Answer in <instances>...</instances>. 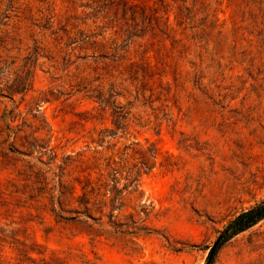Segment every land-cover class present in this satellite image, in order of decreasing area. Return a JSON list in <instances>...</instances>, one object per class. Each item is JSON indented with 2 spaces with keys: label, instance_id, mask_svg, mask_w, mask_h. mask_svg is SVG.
Instances as JSON below:
<instances>
[{
  "label": "rangeland",
  "instance_id": "374dc122",
  "mask_svg": "<svg viewBox=\"0 0 264 264\" xmlns=\"http://www.w3.org/2000/svg\"><path fill=\"white\" fill-rule=\"evenodd\" d=\"M218 1L222 51L176 64L71 51L63 0H0V225L29 251L0 264H205L264 197V0ZM213 264H264V217Z\"/></svg>",
  "mask_w": 264,
  "mask_h": 264
},
{
  "label": "trees",
  "instance_id": "16d2710c",
  "mask_svg": "<svg viewBox=\"0 0 264 264\" xmlns=\"http://www.w3.org/2000/svg\"><path fill=\"white\" fill-rule=\"evenodd\" d=\"M63 2L65 16L62 30L65 44L71 51L129 52L132 46L137 45L143 47L141 52H176V64L186 52H198V58L202 62L204 52L222 51L220 39L222 23L218 16L220 9L218 0H63ZM50 18L54 20L53 15ZM88 21L94 26L91 30L82 28L89 24ZM137 40L144 43H137ZM134 52L139 50L134 49ZM193 65L194 78L197 81L198 67L196 63ZM115 113L121 115L122 111L116 110ZM13 151L16 149L9 143L6 152L2 150L0 154L8 157V153ZM0 163L1 168H4L8 162L1 160ZM114 163L111 158H107L108 168L115 169ZM70 193H73V190ZM63 194V191H60L59 198L53 203H59ZM87 194L88 192H83V196ZM116 199L117 197L110 198V202H115ZM87 204L88 202H85L84 205ZM109 205L113 208L114 204ZM84 207V213L91 210L87 206ZM263 217L264 197L234 214L210 248L205 264H213L215 254L221 245ZM17 242L15 231L0 225V259L6 245L18 250ZM18 251L26 257L29 253L26 248ZM27 258L29 259V256Z\"/></svg>",
  "mask_w": 264,
  "mask_h": 264
}]
</instances>
